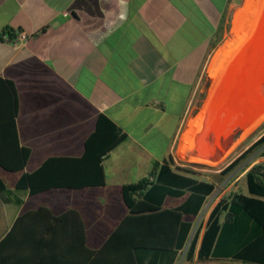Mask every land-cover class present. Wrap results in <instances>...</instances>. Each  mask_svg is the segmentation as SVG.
Returning a JSON list of instances; mask_svg holds the SVG:
<instances>
[{"label": "crops", "instance_id": "obj_1", "mask_svg": "<svg viewBox=\"0 0 264 264\" xmlns=\"http://www.w3.org/2000/svg\"><path fill=\"white\" fill-rule=\"evenodd\" d=\"M231 1L0 0V76L14 83L17 137L30 149L22 170L0 166L15 174L10 185L0 174L5 185L0 190V264H99L86 248L96 250L104 243L128 213L123 185L148 176L154 163L170 168L162 175L165 184L176 185L172 172L189 180L184 188L173 186L184 194L165 195L163 209L183 207L188 187L198 182L214 183V189L196 214H183L189 235L183 246L177 240L173 259L156 263V255L149 253L141 264H198L210 213L235 188L227 184L229 174L228 182L218 184L223 167L202 173L177 165L171 155L208 59L228 33ZM18 31L28 37L14 43ZM100 114L126 134L101 162L103 185L53 187L35 194L15 188L23 172L49 157L82 156ZM224 148L219 155L202 151L218 161ZM54 191L77 193V203L52 195L26 205L33 196ZM69 209L80 219L66 213ZM197 229L192 259L185 261Z\"/></svg>", "mask_w": 264, "mask_h": 264}, {"label": "trees", "instance_id": "obj_2", "mask_svg": "<svg viewBox=\"0 0 264 264\" xmlns=\"http://www.w3.org/2000/svg\"><path fill=\"white\" fill-rule=\"evenodd\" d=\"M7 32L13 35L9 30ZM17 108L13 81L0 76V166L11 172L22 170L30 154L29 147L21 145L17 137ZM125 138L126 134L121 129L100 114L95 129L85 140L82 156L49 157L37 169L23 172L15 188L28 189L30 194H35L53 187L103 185L105 175L101 162ZM253 152L264 156V132L228 162L220 175L234 172ZM248 163L240 167L245 170L246 193L231 191L217 202L210 213L197 250L198 264H264V162L250 166ZM166 173H171L168 166L154 163L148 176L123 185L122 196L128 213L98 249L86 248L99 264H141L149 253L156 255L157 263L160 258L173 259L177 240L183 246L189 235L190 223L182 221V216L198 212L206 196L214 189V183L201 181L193 184L188 187L190 194L183 207L163 209L161 204L165 195L184 194V190L173 186L184 188L189 183L185 177L172 172L171 182L176 185L165 184L167 181L162 175ZM3 189L5 185L0 178V190ZM39 210L49 211L46 207ZM66 213L80 219L74 209ZM197 237L198 229L183 260L192 259ZM80 240L84 244L82 230Z\"/></svg>", "mask_w": 264, "mask_h": 264}, {"label": "rangeland", "instance_id": "obj_3", "mask_svg": "<svg viewBox=\"0 0 264 264\" xmlns=\"http://www.w3.org/2000/svg\"><path fill=\"white\" fill-rule=\"evenodd\" d=\"M256 3H257L256 0H243L241 4L237 5L234 4L233 1H231L229 17H228L229 23L227 27L228 33L221 41L219 47L212 53V55L208 59L198 90L195 96L193 97V100L187 111V115L185 117L184 125L182 128V133L177 139L176 144L172 151L171 157L177 165L195 167L199 169L202 173H212L211 171L224 167L240 152H242L244 149L250 146L260 136V134L264 132V117L261 119L258 125L253 128L248 129L253 119L247 121L244 124H241L242 127L235 129L231 133L230 137L227 140L225 148L222 151L224 157H222L218 161H212V159L205 158L204 152L202 151L204 147L197 148L195 150L193 148L194 147L193 145L195 143L194 137H198L199 135V130H197V132H194L196 121L197 119H199L198 117L200 116V113L203 110V107L209 98L210 89L213 88L215 85L220 87L222 83L221 80L223 77V72L225 70V67L229 65L230 57L236 54L238 48L235 49V51L234 48L241 40L234 47L233 45L236 43L238 38H240L242 35L245 34V32L248 29V26L252 22ZM258 12L259 9L256 10V13ZM255 16H257V14H255ZM252 24L254 25V21ZM251 27L249 29L250 31H251ZM249 30L247 31L246 34L250 32ZM215 96L212 98L209 108L205 111L206 112L204 117L205 121L207 119L208 113L210 111ZM211 152H213L215 155H219L221 153L215 148L211 150ZM247 160L250 166L255 162L263 161L264 156H260L257 152H253L250 154ZM242 165L243 164H241V166ZM240 167L237 168L234 172L229 174L230 175L229 182L225 181L228 175H224L219 180L218 184H221L224 180L225 182H228L227 184H231L232 189L235 188V190L246 192V184L244 177H240L239 179L234 180L242 171H244L243 169H240ZM0 174L8 185L11 184V181L13 180L15 175L14 173L2 171V170L0 171ZM52 195H58V196L64 195L69 199V202L77 203L78 200L77 193L69 192L67 194H62L61 191H54V192L42 193L40 194V196L35 195L33 196V198H31V200H29V202L26 203V205H29L37 201L45 202L47 198L48 197L50 198V196Z\"/></svg>", "mask_w": 264, "mask_h": 264}, {"label": "bare ground", "instance_id": "obj_4", "mask_svg": "<svg viewBox=\"0 0 264 264\" xmlns=\"http://www.w3.org/2000/svg\"><path fill=\"white\" fill-rule=\"evenodd\" d=\"M256 1L257 3L255 6L252 22L250 23L247 29L248 31L249 28L252 26V31H250L248 35H246L247 33L246 31L245 34L242 35L240 38H238L236 43L233 45L234 47L246 35V38L244 39V42L242 43V45L237 47L238 49H237L236 54L230 57L229 65L225 67L221 82L223 81L225 74L228 71L234 59L238 56V54L241 52L244 46L249 42V40H251V38L253 37V35L255 34L258 28L259 22L264 13V0H256ZM258 9H259V12L256 13V10ZM255 14H257V16H255ZM253 21H254V25L252 24ZM255 73H254L255 77L253 80L254 81L253 87L257 88V85H258V86H261V88H264V63H261L260 67H258V70ZM218 87L219 86L215 85L213 88L210 89L209 98L206 101L203 107V110L200 113L199 119H197L196 121L194 132H197V130H199V136L193 145L194 150L197 148L204 147L208 151H211L215 148L221 152L223 147L226 145L227 140L230 137L232 130L235 128V126H237L238 124H244L247 121L253 119L252 123L250 122L251 124L249 125L248 129L253 128L257 126L258 123L261 121V119L264 117V98L261 103L258 101L256 102L255 98L258 95L257 90L255 88H252V89L246 88L247 90L245 89L244 92L243 91L242 93L240 92L241 96L239 95L238 91L234 92L235 96L233 97L231 96L229 101H227L230 111H227V113H224L223 115L224 119L221 122L217 121V123L213 124L212 127H209V119L211 117V114H213L214 110L216 111L215 98H214V101L212 102V105H211L206 121L204 120V117L206 114L205 111L209 108V105L212 101V98L215 96ZM238 107L239 109L242 108V111H238L237 110ZM239 112H243L242 116H240Z\"/></svg>", "mask_w": 264, "mask_h": 264}, {"label": "water", "instance_id": "obj_5", "mask_svg": "<svg viewBox=\"0 0 264 264\" xmlns=\"http://www.w3.org/2000/svg\"><path fill=\"white\" fill-rule=\"evenodd\" d=\"M232 1L234 4L239 5L243 0ZM261 63H264V13L255 34L234 59L228 71L226 72L219 89L217 90L215 96L216 111L214 110L213 114H211L209 119V127H212L213 124L217 123V121L221 122L224 119V113L230 111L227 101H229L231 96H235V91H238L239 95L241 96L240 92H244L246 88H255L253 87V80L255 77L254 73L258 70V67H260ZM255 89L257 90L258 94L255 98V101L261 103L264 98V88H261V86L257 85V88ZM237 110L242 111V108L239 109L238 107ZM239 113L240 116H242L243 112ZM239 127H242L241 124L235 126L232 132Z\"/></svg>", "mask_w": 264, "mask_h": 264}, {"label": "built area", "instance_id": "obj_6", "mask_svg": "<svg viewBox=\"0 0 264 264\" xmlns=\"http://www.w3.org/2000/svg\"><path fill=\"white\" fill-rule=\"evenodd\" d=\"M1 35H2V37H3L4 39H8V35H7L6 33H2ZM27 37H28V34H27V33H25L24 31H18V32L16 33V35H14V36L11 38V40H12L14 43H19V42H23V41H25V40L27 39Z\"/></svg>", "mask_w": 264, "mask_h": 264}, {"label": "flooded vegetation", "instance_id": "obj_7", "mask_svg": "<svg viewBox=\"0 0 264 264\" xmlns=\"http://www.w3.org/2000/svg\"><path fill=\"white\" fill-rule=\"evenodd\" d=\"M249 29H250V28H249ZM249 31H250V30H249ZM251 31H252V27H251ZM249 33H250V32H249ZM249 33H248V34H249ZM248 34H246V35H248ZM245 38H246V36H245ZM245 38H243V39H242V40H241V41L235 46L234 51H235V49H237L238 46H241V45H242V43L244 42V39H245ZM234 51H233V52H234ZM247 161H248V160H246L243 164H245Z\"/></svg>", "mask_w": 264, "mask_h": 264}]
</instances>
